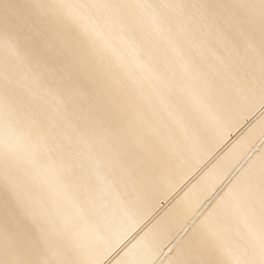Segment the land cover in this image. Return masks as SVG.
Instances as JSON below:
<instances>
[{"label": "bare ground", "instance_id": "1", "mask_svg": "<svg viewBox=\"0 0 264 264\" xmlns=\"http://www.w3.org/2000/svg\"><path fill=\"white\" fill-rule=\"evenodd\" d=\"M111 6L115 18L90 19ZM195 8L0 0V20L9 21L0 58L10 59L0 65V264H100L109 254L104 264H264V143L247 157L264 133V108L169 201L264 100V8L249 20L259 33L248 36L249 79L214 67L236 57L214 52L226 37L213 20L192 18ZM134 34L140 42L124 46ZM148 45L157 50L133 58ZM34 69L64 77L16 81Z\"/></svg>", "mask_w": 264, "mask_h": 264}, {"label": "rangeland", "instance_id": "2", "mask_svg": "<svg viewBox=\"0 0 264 264\" xmlns=\"http://www.w3.org/2000/svg\"><path fill=\"white\" fill-rule=\"evenodd\" d=\"M116 1L120 2L121 0H116ZM242 2H245V0H181V8L183 9L181 11L184 12L186 8H188V7L193 5V6L196 7L195 10L192 11V12L191 11L189 12L190 16L192 18H195V19L196 18H203V19H206L208 21L213 20L215 22V31L219 35L225 36L226 37V41H227V43H226V45L224 47H221L220 44L216 43V45L213 47L214 52L217 53V54H220L222 52L227 53V51H228V52H231L236 57V59L233 62H231V61H215L214 63H218V64H214V67H221L222 69H229L230 72L233 73V75L243 74L247 79H249V78L253 77V62H252V60L249 59V55H248V52H249V49H250V45L248 43V36L249 35H254V34H259V33H257V31L252 29V27H251L252 25H251V23H249V20L254 19V18L260 20V16H262V14H260V9L264 8V1H262V0L261 1L260 0H249L248 5L245 8H239L238 6ZM142 6H144V5L135 4V3L132 4L131 3V4H129L128 9L135 8V7H142ZM119 7H120V5H117L114 8L119 9ZM112 9H113V7L111 6L107 11L95 12V13H93L90 16V19L94 20L96 22H99V23H106V22H108V20L110 18H115L116 17L114 15V13L112 12ZM153 19L155 21L159 20L160 19V14H157L156 16H154ZM122 21H123V19L120 22H122ZM7 23H9L8 20H4V19L0 20V27L4 26ZM236 24L241 26L242 30L245 32V35L244 34H240V33L236 34V33L233 32L232 28ZM198 27L200 29L204 28L203 25L202 26L199 25ZM213 35H215L214 32H213ZM258 38H259V43H262L264 41L263 37L260 38V34H259ZM135 42H140V39H139V37H137L136 34L131 35V37L128 40L123 41L122 44L127 47V46H129V45H131L132 43H135ZM23 44H24V42L19 43V45H21V46H23ZM157 47H158L157 45L145 46V48L142 49L140 52L134 54L133 58L143 57V56L148 55L149 53H153V52H155L157 50ZM45 54H46L45 52L42 53V56H46ZM8 61H10L9 58L2 57V58H0V65H1L2 62H8ZM17 67L18 66L15 65V68H17ZM33 71H34V74L32 76H26L25 78H22V79H16V81H18L19 84L31 86L32 84H36V83H38L41 80L57 81L58 79L56 80V77H58V78L64 77L63 73L59 74L58 76H49L48 73L46 71H44L43 69H38V70L34 69ZM170 76L172 77L173 75H170ZM223 82H225L226 85H229L230 84V79L228 77H226V78L223 79ZM21 96H22L21 94L16 95V97L18 98L19 102L23 101L24 96H22V97ZM263 108H264V100L260 104V106L252 114L248 115L245 118L243 124L238 129L230 132V133H232L231 135L229 133V135L227 136L228 139L227 138H226L227 140L225 139V142L223 143V146H221L220 150H219V148H220L219 147L218 150L216 149L214 151L215 153L214 152L211 153V156L208 155L207 160H204V162H202V164L200 163L201 166H200V164L198 165L199 167H197V169L194 170V172L191 174V176L194 175V178H192L191 176H188L187 180L184 181L175 190V192H173L171 194L170 198H172L173 194H174V196L169 201H172L183 190V189H180L181 191L178 192L177 190H179V188H185L187 185H189L188 183H191L192 180L195 179V177H197L199 175V173H201V172L203 173L205 168L208 167V164H212V160L216 159L217 155L219 153H222V151H224V149L226 147H228V145L231 144V142H233V140L235 139V136L237 137L240 134V133H238V132H240V130H242L243 128L247 127L248 125H249L248 127L254 126L257 123V120L254 121V118L256 117V115L259 112H261V110ZM47 127H48L47 123L42 125V129L43 130H46ZM228 142H229V144H228ZM225 143H226V145H225ZM262 143H264V133H263L261 139L259 140L258 144H256V146H254L252 148V150L248 153L249 155H247V157H249L252 153L254 154L259 149V147H257V145L260 146ZM224 146H226V147H224ZM13 148H14V152H18L19 149H20L19 146H15ZM33 153H35V152H33ZM212 155H214V158H213ZM240 167L241 166L238 167V169H237L238 171H239ZM201 168L203 169V171L201 170ZM230 172L233 173V174L231 173V177L228 174L229 177L227 179H223L222 180L223 184L221 186H220V184H218L217 185L218 187L216 186L215 191L212 190V192L210 194L211 198H210V195L208 196V199L210 198L211 200L210 199L207 200V198H205L206 200H203L201 202L202 205L200 204V206L196 209V212L198 213V216L195 215V217L196 216L199 217L201 215V213L204 212L203 210L206 209V207L208 208L211 205L210 203H213L212 199L214 200L216 198V195L218 196L220 194L221 190H223V187L233 178L235 173H237V172H235V170L234 171H230ZM196 173H197V176L195 175ZM224 180H225V182H224ZM226 180L227 181L229 180V181L227 182ZM182 185L185 186V187H183ZM219 187L221 188V190H220ZM218 188H219V190L216 191ZM214 192H217V193L214 194ZM176 193H177V195L175 196ZM212 195H214V196L212 197ZM204 201H207V202H204ZM165 202H166V200H165ZM165 202H164V200H163V202L161 200V202H160L161 204L159 203L158 208L160 209V207L161 208H163V206L165 207V204H166ZM169 203L170 202H168V204ZM201 207H202V209H201ZM197 210L198 211L202 210V212L200 211V214H199V212ZM153 216L151 215L149 217L150 219L148 218V219L144 220L142 223H145V222L147 223L148 222L147 224L149 225L150 222L153 221V218L155 219V217L157 215L154 214ZM192 222H193V220H191V223H189V225H191L192 228H193V223ZM147 224H143L142 226L146 227ZM189 225L187 224V226L185 228V231H187L186 230L187 228H188V230L190 229L189 227H191V226H189ZM142 226H141V229H144V227H142ZM136 229H134L133 232H135ZM141 229H140V231H141ZM138 230L139 229H137V231ZM262 231H264V230H262ZM133 232L130 233V236H132V237L136 234V232L135 233H133ZM185 233L183 231L182 235H184ZM182 235L180 234L178 236L182 237ZM130 236L125 237V239H128ZM180 237H177V238H180ZM124 241L125 242L122 241L123 243L121 242V244L118 245V247L115 248L116 251H118L117 249L120 248L122 244H125L127 240H124ZM115 250H114V253L116 252ZM166 251H167V249H166ZM170 251L171 250H168L167 254ZM114 253H112V255ZM110 256H111V254L108 255V257H110ZM107 258H105V260H103L104 263H105V261H107ZM160 258L162 259V257H160ZM261 261H264V250L263 249H260V263H261ZM104 263H100V264H104Z\"/></svg>", "mask_w": 264, "mask_h": 264}]
</instances>
